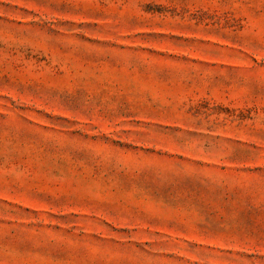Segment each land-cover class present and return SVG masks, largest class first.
Masks as SVG:
<instances>
[{
    "label": "rangeland",
    "instance_id": "1",
    "mask_svg": "<svg viewBox=\"0 0 264 264\" xmlns=\"http://www.w3.org/2000/svg\"><path fill=\"white\" fill-rule=\"evenodd\" d=\"M0 264H264V0H0Z\"/></svg>",
    "mask_w": 264,
    "mask_h": 264
}]
</instances>
